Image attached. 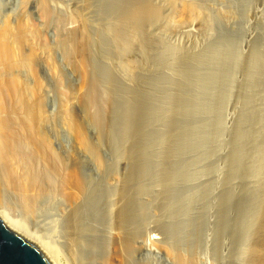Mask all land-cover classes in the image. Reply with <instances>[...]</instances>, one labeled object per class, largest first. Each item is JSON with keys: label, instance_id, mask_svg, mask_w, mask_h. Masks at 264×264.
Returning <instances> with one entry per match:
<instances>
[{"label": "rangeland", "instance_id": "obj_1", "mask_svg": "<svg viewBox=\"0 0 264 264\" xmlns=\"http://www.w3.org/2000/svg\"><path fill=\"white\" fill-rule=\"evenodd\" d=\"M20 1L0 0L1 14L24 11ZM43 1L53 13L47 35L54 61L38 72L48 89L51 152L59 159L52 155L57 164L51 167L63 168L57 174L50 167L52 193L40 197L32 213L24 217L17 208L29 231L68 257L74 225L87 226L84 236L93 247L85 252L97 258L103 238L114 233L108 231L114 209L126 205L120 228L132 244L123 241L131 253L123 264H264V0ZM33 2L30 11L39 20ZM121 8L140 12L132 21ZM79 36L91 41L83 40L81 67ZM63 38L72 42L64 40L65 49ZM67 169L80 174L85 191L77 198L67 196Z\"/></svg>", "mask_w": 264, "mask_h": 264}, {"label": "bare ground", "instance_id": "obj_2", "mask_svg": "<svg viewBox=\"0 0 264 264\" xmlns=\"http://www.w3.org/2000/svg\"><path fill=\"white\" fill-rule=\"evenodd\" d=\"M33 1L34 0H24L22 2L23 3L22 6L24 7L25 10L22 11V9H21L22 12L13 11V9L11 8L10 11L7 10L8 11V14L6 13L7 15L4 14L5 10L2 11V13L4 12L3 13L4 15H3V14H1V11H0V219L7 227H9L10 229L21 234L25 238L33 241L46 254V256L48 257V259L51 261L52 264H123L124 257H126V259L127 258L129 259V257H130L129 254H131V253L126 254L127 251L129 250V249H127L126 246H129L128 244H130L132 241V240L130 241L129 238L125 237L126 235L124 236L126 229L124 228L125 230H122L123 227L120 228L121 226H123V222H122L121 218H123L124 220L126 218L125 217V215L127 213L126 205L120 210H119V207L117 206L118 207V213L116 211L117 207L115 209L113 207V209L116 212V216L118 217V218L116 217L118 219L117 224L114 222L116 218H114L115 216L113 215L114 221L112 220L113 218L110 220L111 222H109V225H108L109 230L108 231H109V233H111V232H114V233H111V235L107 233L108 237L105 236L106 238H103V239H106V240H104L103 245L106 244L105 243L106 241H107V244L104 246V249L102 248L103 250H101L103 252V255H102L101 251H100L101 255H102V256L100 255L101 257L99 256V254H97L99 256V257H97L98 260L96 257L94 258L95 254L92 253V251L90 253H88L90 251V250H88V252H87L88 254L85 252V249H88L89 247L92 246V245L87 246L90 243H88L89 241L87 242V240L84 236V233L89 230V228L87 226L77 227L76 225H74V230H73L74 232L72 234L73 236H72V240L70 243L71 244V249H70L71 252H70V256L67 257V255H64L63 253L60 252L61 250H59V248L57 249V247H55L57 245H54V244L50 245L49 240L47 241V242H49L47 244V243H45L46 241L43 242V241L37 239L38 236L36 234H34L33 232L29 231V229L27 228L28 224H26L27 222L25 221L26 219L24 220V217H26L25 213L28 214L31 210H34L32 207L35 204L38 205V203L40 202V201H37L38 199L40 200L45 195L48 196V194L50 195L52 193V192H49V190H48L49 186L47 183L52 182L50 177H51V170L54 168L53 166L55 164H57V162L55 163V161H58V164H59V159H57V157H56L58 153L55 152L54 154H52V152H54V151L52 150V147L50 145L53 142L51 140L52 143H50L49 139H51V137L49 138V134H48L49 130L51 132V129L49 128L48 124H51V123H49L50 122L49 121V115H48L49 111H47L46 110L47 107L44 106L45 105L44 101L46 99L44 94H48V93L43 92L44 88L46 89V87H47V86L45 87L44 85H47V84L45 83V80L43 79L45 76L42 77V75H40V73L38 72V67H43L44 69H47L48 66L51 64V62L54 61V58L52 61V57H54V56H52L53 55L52 54V46H51L50 41H49L50 39L48 38V35H47V29H48L49 24H50V19H52L51 15L53 13H52L51 9L48 7V3L46 1L42 0L40 2L39 1L37 2V0H36L37 6L34 4L35 2H33ZM88 1L84 2L85 6H86V3H89ZM122 1H124V0H122ZM32 2H33V5L36 6V8H37V14H38L39 20H38V18L37 19L34 18L35 15H33V13H32L33 10L31 9V11H30V8L32 7L31 6ZM22 3L20 1V5ZM0 4H2V3H0ZM90 4L92 5V3H90ZM125 5H126V3H125ZM22 6H20V7H22ZM95 6L97 7L98 5L96 4ZM111 6H114V4L112 5V3H111ZM86 7L88 10V5ZM105 8L106 7H104V9ZM122 8H124V7H122ZM122 8H121V11H123V12H121L120 14H123L125 11V9L122 10ZM89 9H91V7ZM93 9H95V7ZM142 9H144L142 11H145V8H142ZM147 9L148 8H146V10ZM0 10H1V8H0ZM96 10H97V8H96ZM102 10H101V12H102ZM85 11H86V9H85ZM107 11L110 12L111 10L110 11L107 10ZM126 11L130 12L129 16L132 14L131 11L128 9H126ZM135 11L133 13L134 15L132 14L133 17L130 18V20L134 19V16H136ZM138 11L140 12V10L138 9L136 11V13H138ZM88 12H89V10H88ZM98 12H100V11H98ZM105 12H106V10H105ZM129 12H125L124 15L129 13ZM93 14H94V12H93ZM99 14H101V13H99ZM99 14H98V16H99ZM95 16H97V12H96ZM137 16H138V14H137ZM123 17L124 16L119 17V18H122V20L121 19H119V20H121L122 23H123V21H124V23H126L125 20H127V19L126 18L124 19ZM58 18L61 19L64 17H58ZM96 18L98 19V17H96ZM138 18H139V16H138ZM145 18H147V16ZM80 19L81 18H79V20ZM97 19H94L93 24H94L95 20H96V22L100 21ZM130 20H128V21H130ZM134 20H136V18ZM138 20L140 21V18ZM58 21H60V20H58ZM58 21H57V23H58ZM61 22H59V23L61 24ZM64 22L65 21H63L62 23L64 24ZM115 22H117V21H115ZM121 22L118 21L117 23H121ZM113 23H114V21H113ZM117 23H115V24H117ZM129 23H131V25H132V22H129ZM129 23L127 22V24H129ZM133 23H135V22H133ZM141 23L140 24L143 25V22H141ZM63 24H61V25H63ZM81 24L83 25V22ZM90 24H92V23H90ZM127 24H124V25L121 24V26L122 25L128 26ZM88 25H89V23H88ZM109 25H110V28H112L111 24H109ZM109 25L106 28H108ZM131 25L129 24V26H131ZM141 25H140V27H141ZM94 26H96V25L94 24ZM129 26H128V28H126V27H123V28L119 27V28L120 29L125 28V29H127V32H128ZM79 27H82L81 31H83V26H79ZM113 27H114V24H113ZM116 27H118V26H116ZM76 28H77L76 25H74L70 29H72V31H74V30L76 31L77 30ZM103 28H101V29H103ZM106 28H104L103 30H105ZM110 28H108V30ZM108 30H107V32H108ZM121 30H119V31H121ZM123 31H121V32H123ZM138 31L140 32V30H138ZM110 32H111V29H110ZM110 32H108V33H110ZM117 32H118V30H117ZM133 32H134V30H133ZM72 33L73 32H71V34ZM75 34H77V33H74V35ZM81 34H82V36L84 35L83 32H81ZM124 34H126V33H124ZM74 35H72V38H71L72 41L74 40V38H73ZM76 36L77 35H75V37ZM116 36L118 37L119 35H116ZM64 38H63V43L61 42L62 44L60 46V47H62V45H63V49H65V41L71 42L70 38H68L69 39L68 41ZM79 38H80V36H79ZM80 39L82 40L83 44L80 42L81 41ZM80 39H79V42L81 43V45L79 44L80 48L77 47L76 48L77 50L76 49L75 50L78 52V55H76V56H77V59H79V61H80L79 65L81 67V63L86 64L85 61L87 60V58L85 57L86 55H84V53H83L84 51L81 50L82 47L85 48L82 45H84V41H86L88 43H90L91 41H89L90 38H89V40H87L86 38H85L86 39L85 40V39H83V37ZM121 39L123 40V38H121ZM126 39L129 40L128 37ZM126 39H125V42H126ZM130 41H132V40H130ZM73 43L76 44V42H73ZM78 43L76 44L77 46H78ZM116 43H113V44L115 45ZM74 44H71V45L74 46ZM108 44L110 45L111 43L108 41L107 45ZM129 45H131V44L129 43ZM116 46H117V44H116ZM123 46H125V45L123 44ZM123 46H121V47H123ZM70 48L72 50V46ZM71 52H74V50ZM63 54L64 53L62 52V55ZM74 54H76V53L74 52ZM74 54H71V55L73 56ZM74 58L76 59V57H74ZM259 58H261V57H259ZM79 65H78V68H79ZM22 69H25L28 72H26V74H25L24 73L25 70H23V72H22ZM79 69L81 70V68H79ZM40 70H42V69H40ZM49 70L51 71V68ZM45 72H47V71H45ZM23 73L25 74V76H29L31 78V80L29 79V81H28L27 79L29 77L25 78L23 76ZM56 73L57 72H55L54 75H56ZM59 74H61V72L60 73L58 72V75ZM46 81H47V79H46ZM44 91H46V90H44ZM46 92H48V89ZM47 98H48V96H47ZM59 99H62V100H59L61 102V104L64 103L63 97H61ZM60 102H59V105H60ZM60 107L63 108L64 104L61 105ZM65 110L66 109H64V111ZM62 111H60L61 112L60 114H63ZM64 115L65 114H63V116ZM63 116L62 117L59 116L60 119H63L65 117V116L64 117ZM77 127H78V125H77ZM48 128H49V130H48ZM52 131H53V128H52ZM74 131H75V133L77 132V130H74ZM79 133L81 134V132H79ZM81 142H83V141H81ZM51 150H52V152H51ZM55 154H56V156H55ZM52 155H54L56 157L55 159H57V160L54 161V159H52V157H51ZM59 158H61V156ZM51 161H54V163ZM62 161H64V160H62ZM51 163L54 164V165H52L53 168L51 167ZM62 163H60V164H62ZM65 163H64V167L66 166ZM56 166H58V165H56ZM56 166L54 168L55 170L57 168ZM50 167L52 169H50ZM60 167H58L56 170L58 172H56L54 169H53V172L55 171L54 173H57V174L59 172H61L62 169H61V171H59ZM61 168H63V166ZM65 169H66V167H65ZM67 170H69L70 172L68 171L67 173H65V175H63V176H66V174H67V177H66L67 184L66 185L69 186V188H70L69 194L67 196H69L71 194V196H72L71 199L77 198L81 192L85 191V190L82 191L83 188H82V184H81L80 174H78L79 172L78 173L76 172L77 169H76V171L72 170V169H67ZM67 170H65V172ZM63 172H64V170H63ZM63 172L61 174H63ZM54 173H52V175H56ZM61 176H59V177H61ZM63 181L61 180L60 183H62ZM52 184L53 183H51L50 186H52ZM62 185H65V181L63 184H61V186ZM66 187H64L65 189H63V190H68V188L66 189ZM58 188H60V184H59ZM50 189L52 190V188H50ZM47 192H49V193H47ZM262 194H264V193H262ZM47 196L45 198H47ZM262 196L264 197V195H262ZM68 198H70V197H68ZM120 198L117 201H119ZM42 199H44V198H42ZM111 199H112V197H111ZM122 200H123V198H122ZM262 201H264V200H262ZM43 202H41L42 207H43ZM112 203H114V202H112ZM260 204L263 205V203H260ZM121 205L123 206V203ZM42 207H41V209H42ZM17 208L19 209V212L21 210V212H20L21 216H23L22 214L25 215L23 218L19 217V215H18L19 213H18ZM39 208H40V206H39ZM262 208H264V207H262ZM36 209L38 210V207H35V210ZM258 209L259 208L257 207V210L253 211V213L255 212L257 215L259 213ZM263 211H264V209L263 210L260 209V212H263ZM112 212H113V210H112ZM31 213H32V211H31ZM254 214H251V215L256 217V215H254ZM248 215H250V214H248ZM262 215H264V214H261V216ZM244 216L245 215H243L242 217H244ZM253 216H249L250 219ZM249 217H248V219H249ZM258 217H260V216L258 215ZM258 217L256 220L254 217H253L254 219H251V220H254L256 222L255 225H259L258 224L259 222H257L259 220ZM262 217H260V218H262ZM243 219L245 220L246 217ZM241 222H242V218H241ZM248 222L250 224L252 223V221H250V220ZM249 223H246L247 224L246 225L243 222V224L246 225L244 227L248 226V228L245 229V230H247V232L248 231L251 232V230H249ZM120 224H121V226H120ZM262 224H263V222H262ZM238 225H239V223H238ZM253 225H254V223H253ZM241 226H242V224H241ZM240 227L237 226L236 228H240ZM251 227H253V229H254L255 226L251 225ZM114 228H116L115 229L116 231H114V230L112 231V229H114ZM253 229H252V231H254ZM106 230H107V228H106ZM237 230L241 231L239 229H237ZM237 230H235V231L238 234ZM255 230H257V227L255 228ZM123 231H124V233H123ZM247 232L245 231V234H244V230H243L242 234L247 235L246 234ZM250 232H249V234H250ZM249 234L247 236L249 238H251L250 235H252V233L250 235ZM127 235L129 236V234H127ZM239 235H240V233H239ZM260 235H258V236L256 235L257 238ZM140 236L138 238H140ZM253 236H255V235H253ZM46 237H45V239H46ZM125 238L128 240V244H127V241H125ZM151 238L152 239L157 238L156 234H151ZM242 239H244V238L242 237ZM245 239H247V238H245ZM123 241H125V243H126V246L124 248L122 247V244H124ZM139 241H141V240H139ZM249 241H250V239H249ZM247 242H245V243H247ZM255 243H258V241ZM91 244H92V242H91ZM238 245H240V244H237V247H238ZM241 245H242V243H241ZM248 246H250L249 242H248ZM92 247H91V249H92ZM141 247L142 246H139L140 249H143L144 245H143V248H141ZM237 247H236V250H237ZM243 247L245 248L246 246L244 245L241 247L244 250ZM253 247H254V245H253ZM253 247H251V248L253 249ZM254 251L256 252L255 249H254ZM254 251L252 250L251 254H253ZM124 254H125V256H124ZM126 255H128V257ZM93 258H94V261L92 260ZM238 260H240V259H238ZM127 262H128V260H127ZM127 262L125 261V263H127ZM140 263H142V262H140ZM255 263L251 262V264H255Z\"/></svg>", "mask_w": 264, "mask_h": 264}, {"label": "water", "instance_id": "obj_3", "mask_svg": "<svg viewBox=\"0 0 264 264\" xmlns=\"http://www.w3.org/2000/svg\"><path fill=\"white\" fill-rule=\"evenodd\" d=\"M0 264H52L31 240L7 227L0 219Z\"/></svg>", "mask_w": 264, "mask_h": 264}]
</instances>
